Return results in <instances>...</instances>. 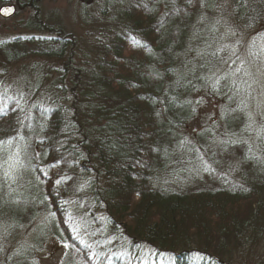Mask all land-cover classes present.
I'll use <instances>...</instances> for the list:
<instances>
[{
    "label": "trees",
    "instance_id": "trees-1",
    "mask_svg": "<svg viewBox=\"0 0 264 264\" xmlns=\"http://www.w3.org/2000/svg\"><path fill=\"white\" fill-rule=\"evenodd\" d=\"M110 2L87 53L35 14L25 27L42 37L0 42V161L19 149L24 162L15 183L0 169V228L40 219L13 264H34L48 237L73 245L62 264H233L234 251L260 246L264 260V164L229 180L178 161V131L194 113L188 98L210 86L221 42L215 0ZM232 4L239 19L264 14V0ZM26 57L37 61L4 76Z\"/></svg>",
    "mask_w": 264,
    "mask_h": 264
},
{
    "label": "rangeland",
    "instance_id": "rangeland-1",
    "mask_svg": "<svg viewBox=\"0 0 264 264\" xmlns=\"http://www.w3.org/2000/svg\"><path fill=\"white\" fill-rule=\"evenodd\" d=\"M90 1L91 3L86 6L78 0H43L41 5L42 10L45 11L43 16L49 17L45 20L48 19L50 22L57 19L62 30L71 38H76L75 42H79L78 46L84 53L88 52L86 48L98 37L102 29L99 21H103L104 16L113 13L109 5L110 0ZM214 7L216 15L213 22L221 37L218 49L225 45H234L237 51L235 56L231 55L230 48L216 51L213 56L215 65L212 67L211 74L207 76L211 77L210 86L197 90L188 98V101H191L189 104L192 109L195 108V111L191 120L178 131L180 144L183 146V153L178 161L179 164H185L188 173L196 174L193 169L199 168L200 165L197 159L199 153L195 149H199L200 153L204 154V159L213 167L218 168V175L223 172L227 173L229 180H243L242 176L246 170H249L251 161H264V128H262L264 125V14L252 13L248 19H239L234 11L232 0H215ZM248 8L250 12L252 5H248ZM83 14H86V17H83ZM52 15H56L55 18H52ZM28 18L27 11L8 19L0 18V42L30 35L42 37L44 34L25 27ZM186 29L189 31L188 34H192L189 25ZM236 41L240 43L236 44ZM26 48L30 46L27 45ZM78 56L79 52L76 53V58ZM230 56L231 59H228ZM233 60L236 63H232ZM240 60L244 61L243 68L250 70L252 76H245L243 71L236 73L235 76H227L220 80L218 92L213 91L212 84L216 76H223L225 73L234 71L240 66ZM35 61L37 60L34 57H26L20 63L14 64L13 68L11 66L9 71H4V76L16 75L24 66L33 64L32 62ZM43 66L51 67L50 63ZM27 77L32 78L31 74ZM233 80L237 82L238 90L232 85ZM226 84H230L233 90L225 89ZM231 93L234 94L233 98L238 104L235 102L229 104ZM201 99L203 103H197ZM241 101L246 107L240 104ZM232 109L237 110V116L231 125L229 119L235 114ZM222 111L225 112L224 115L221 114ZM249 112L252 113L254 121L251 127H248ZM226 139H240L247 143L228 145L227 151H224L225 146L219 144L218 141ZM249 146L256 158L245 160ZM214 161H219V163L215 165ZM237 161H240L239 167H236ZM261 163L264 164V162ZM232 168L235 170H230ZM205 174L201 171L200 176L205 178ZM39 226L40 219L36 218L22 229L13 232L0 228V264H13L25 246L32 242ZM261 248L262 246L253 255L245 256L234 251L233 264L249 259L251 264H264V260L259 259L258 252ZM64 250L65 248L58 240L48 237L41 248L34 252L32 259L34 264H61ZM147 252L152 254L154 250L146 248Z\"/></svg>",
    "mask_w": 264,
    "mask_h": 264
},
{
    "label": "snow or ice",
    "instance_id": "snow-or-ice-1",
    "mask_svg": "<svg viewBox=\"0 0 264 264\" xmlns=\"http://www.w3.org/2000/svg\"><path fill=\"white\" fill-rule=\"evenodd\" d=\"M190 2H191V0H190ZM0 11H2L5 15H8L14 10L5 8V9H0ZM131 40H132L133 44H139L140 43V41H138L136 39V37H134V36L131 37ZM239 43H240V41H236V44H239ZM229 48L231 49V55L235 56L237 50H236V47L234 45L233 46L225 45L222 48L218 49L217 51H224L225 49H229ZM213 55H215V53H213ZM228 59H231V56ZM237 59H239V57H237ZM225 62H227V61H225ZM232 63H236V61L233 60ZM243 65H244V61L240 60V66L236 67L234 69V71H232L230 73H225L223 76H216V79L213 81V84H212L213 91L218 92L220 80L226 78L227 76H235L236 73H240L243 71L245 76L251 77L252 72L248 69L243 68ZM257 71L259 72L260 69L258 68ZM213 75L215 76V73H213ZM207 79H211V77H208ZM245 83H247V82L245 81ZM232 85L234 87H236L238 90V85H237V82L235 80L232 81ZM248 86L250 87V85H248ZM229 99H231V97H229ZM188 103H191V101H188ZM197 103H203V99L197 101ZM240 104L243 105L244 107H246V105H244L243 101H241ZM241 110H243V109H241ZM3 111L4 110L2 108H0V112H3ZM193 111H195V108H193ZM232 111H235V109H232ZM221 114L224 115L225 112L222 111ZM157 115H159V113H157ZM248 117H249V121H250L248 127H251V123L254 122L252 113L249 112ZM262 128H264V125H262ZM14 139H15V137L9 138L7 143L11 144L12 140H14ZM21 139H23V137H21ZM3 143H5V141H0V144H3ZM181 143L183 144V141ZM218 143L221 145H224L225 147L223 148V150L227 151L228 145H239L241 143H247V141H242L240 139H226V140H219ZM195 151L197 153H199L197 159L199 160V165H200L199 168L193 169V171L196 173V175L200 176L201 171L204 173H208V174H216V168L213 167L212 164H210L206 159H204V154L200 153L199 149H195ZM36 155L39 156L40 153H37ZM45 155H46V153H45ZM255 158L256 157L252 152V148H251V146H249L248 151H247L244 159L248 160V159H255ZM261 162H264V161H261ZM57 163H59V161H57ZM214 163L218 164L219 161H214ZM239 163H240V161H237L236 167H239ZM52 167H55V165H52ZM22 168H24V162L21 159L19 149L16 152L9 153V155L7 156V159L0 161V169H4L3 175H4L5 179L10 180L12 183L17 182L18 173L20 172V169H22ZM230 170H235V168H232ZM44 175H47V173H44ZM219 176L222 178L226 177L227 173L222 172L219 174ZM200 178H203V177L200 176ZM64 179H65L64 177L57 179L55 181L56 185H60ZM243 190L248 191V189H243ZM45 199H47V197H45ZM65 203H67V202H65ZM49 217L54 218L55 213L49 212L48 216L45 217V220H48ZM73 231H77V229L73 228ZM81 242L83 243V241H81ZM61 243L63 244V247L66 249L73 246V245H70L67 241H61ZM89 247H91V246H89ZM194 258L195 259H203V257L200 256L199 254H197ZM61 264H62V262H61Z\"/></svg>",
    "mask_w": 264,
    "mask_h": 264
},
{
    "label": "flooded vegetation",
    "instance_id": "flooded-vegetation-1",
    "mask_svg": "<svg viewBox=\"0 0 264 264\" xmlns=\"http://www.w3.org/2000/svg\"><path fill=\"white\" fill-rule=\"evenodd\" d=\"M78 1L86 6L89 3H91L90 0H78ZM42 2L43 0H0V8L2 6H14L15 8L13 15L7 18H3L2 16H0V18L8 19L18 14H22V12L24 11H27V17H30L31 15L35 14L40 17H45L44 19H46L48 16L47 15L43 16V13L45 11L42 10V7H41ZM55 16L56 15H52L51 17L55 18ZM53 20L58 22L57 19H53Z\"/></svg>",
    "mask_w": 264,
    "mask_h": 264
},
{
    "label": "water",
    "instance_id": "water-1",
    "mask_svg": "<svg viewBox=\"0 0 264 264\" xmlns=\"http://www.w3.org/2000/svg\"><path fill=\"white\" fill-rule=\"evenodd\" d=\"M5 8H8V9H13L15 10L14 6H2L0 9H5ZM14 11H12L10 14L8 15H5L2 11H0V16H2L3 18H7V17H10L11 15H13Z\"/></svg>",
    "mask_w": 264,
    "mask_h": 264
}]
</instances>
